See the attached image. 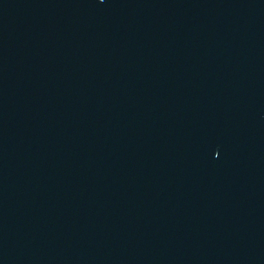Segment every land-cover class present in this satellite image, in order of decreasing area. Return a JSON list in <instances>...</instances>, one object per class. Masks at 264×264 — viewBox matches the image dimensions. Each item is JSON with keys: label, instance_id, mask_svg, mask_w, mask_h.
Returning a JSON list of instances; mask_svg holds the SVG:
<instances>
[{"label": "water", "instance_id": "95a60500", "mask_svg": "<svg viewBox=\"0 0 264 264\" xmlns=\"http://www.w3.org/2000/svg\"><path fill=\"white\" fill-rule=\"evenodd\" d=\"M0 264H264V0H0Z\"/></svg>", "mask_w": 264, "mask_h": 264}]
</instances>
